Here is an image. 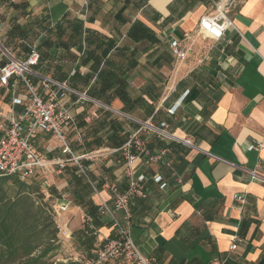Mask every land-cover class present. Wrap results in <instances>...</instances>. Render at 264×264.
<instances>
[{
    "label": "crops",
    "instance_id": "crops-1",
    "mask_svg": "<svg viewBox=\"0 0 264 264\" xmlns=\"http://www.w3.org/2000/svg\"><path fill=\"white\" fill-rule=\"evenodd\" d=\"M218 1L0 0V30L6 27L1 42L7 43L12 22L35 28L43 19L51 27L30 39L33 49L43 38L53 43L50 57L32 70L34 84L47 76L90 100L69 95L64 106L76 121L67 141L82 156L96 193L91 186L74 191L71 180L78 175L72 164L38 173L45 175L42 185L51 201L69 203L59 216L66 237L83 234L80 220L89 212L87 203L111 204L105 180L127 189L130 179L119 148L149 123L165 134L141 133L149 156L160 158L142 157L134 166L148 188L145 199L132 202L127 227L139 253L153 264H264V184L247 174L255 171L264 178V152L248 150L253 143L264 144V0L231 3V26L223 37H196L182 62L175 63L169 49L170 41L195 33L199 19L213 14ZM75 19L82 31L67 42V25ZM58 25L62 35L53 30ZM22 45L25 40L15 36L8 50L0 47L14 59ZM18 92L24 93L22 85ZM171 108L173 115L167 112ZM0 111H11L5 86H0ZM44 140L46 159L62 158L55 138L43 134L32 140L36 154L43 157L36 149ZM97 151L101 154L86 157ZM235 195L243 196L244 205ZM94 228L99 239L114 237L109 219L98 212ZM235 234L239 243L229 251Z\"/></svg>",
    "mask_w": 264,
    "mask_h": 264
},
{
    "label": "built area",
    "instance_id": "built-area-1",
    "mask_svg": "<svg viewBox=\"0 0 264 264\" xmlns=\"http://www.w3.org/2000/svg\"><path fill=\"white\" fill-rule=\"evenodd\" d=\"M235 0H219L214 8V13L203 16L197 23V33L202 38H209L219 41L224 32L231 26V20L227 17L229 5ZM191 33H184L180 41H170L169 49L175 63L182 62L189 51L192 40ZM38 54L32 51L24 61L13 59L6 53V62L0 67V86L8 87L10 94L11 111L5 115L0 111V178L16 176L21 181H28L38 175L40 171H47L50 167H57L63 170L68 164L76 167L78 176L83 177L96 193V189L90 182L86 169L81 165V157L77 156L67 141V131L76 126V121L71 113L64 106V101L69 95H74L83 101H90L85 95L79 94L63 83H58L47 76H39L38 84H34L32 67L37 64ZM21 84L24 93L19 94ZM20 110L16 111L15 108ZM175 109L167 112L174 114ZM133 132L125 144L119 149L125 166V176L130 179L125 191H120L114 183L104 181L103 187L111 195V204L100 200L97 212L100 216L109 219L114 228V237L99 239L98 247L90 257L80 261L81 264H153L154 259L143 257L127 233L131 216V204L136 199H145L148 195L146 177L143 174H136L135 163L145 157L149 162H155L160 155L149 156L144 149V142L141 139L143 131L151 134H165L159 128L149 123L142 124ZM165 125L161 124L160 128ZM49 135L55 138L60 149L62 158L44 160L39 157L32 147V140L37 135ZM77 140L79 134L77 133ZM249 151L264 152V144L253 143ZM101 154V151L86 155L91 159L94 155ZM249 179L264 184V178L255 171H247ZM155 183H160L161 178L156 177ZM160 187H164L161 184ZM42 194L45 200H50L46 189ZM234 200L244 205L242 195H235ZM69 203L65 200L56 201L52 210L57 217L67 213ZM81 225L84 231H90L98 236L93 227V219L88 215L81 217ZM65 225L59 227L61 231ZM89 229V230H88ZM239 236L233 235L229 251H234L239 243ZM210 264H219L213 262Z\"/></svg>",
    "mask_w": 264,
    "mask_h": 264
},
{
    "label": "trees",
    "instance_id": "trees-1",
    "mask_svg": "<svg viewBox=\"0 0 264 264\" xmlns=\"http://www.w3.org/2000/svg\"><path fill=\"white\" fill-rule=\"evenodd\" d=\"M13 7L14 4L10 3L9 8ZM33 25L36 27L32 28L30 25L28 27H20L16 25L15 22H12V26L6 33L7 43L0 41L2 48L8 50L15 36L23 38V40H25V45L20 46L19 52L21 55L14 59L24 61L32 51H36L38 54V61L37 64L32 67V70L38 67L42 61L50 57L47 50L53 44L51 39L47 37L41 39L34 49L31 48L30 39L35 33L39 35V32H51V27H49V25L47 26L46 20L41 19ZM68 26H70V36L67 42L76 39L78 33L82 31V24L76 19L71 21L67 27ZM53 30L58 35H62L64 31L61 25L55 26ZM60 39L61 38L58 37L59 42H61ZM22 55L23 57H21ZM5 62L6 59L3 60V64ZM53 80L60 82L54 78ZM125 142L126 141L122 142L120 148ZM31 179H34V177ZM8 182H12L17 189L12 197L7 196L6 193L5 185ZM71 182L75 192L77 189L81 191L90 189V185L81 176H74ZM95 188L97 189L96 186ZM38 190L39 187L36 183H34V187H32V185H27L16 176L0 178V264H48L49 255L57 250V246L55 245L57 242V229L53 223L51 211L47 203L42 201V197H39L38 201L33 199V195L38 194ZM75 192H73L72 195ZM82 200L81 197L75 198L77 204H81ZM87 204L89 212L86 215L93 219L94 227L97 208L92 203ZM82 233L83 234L80 235L81 240L79 245L86 249V257L88 258L91 248L95 245L96 238L90 231L86 230L84 232L82 231ZM109 238H112V235H110ZM59 264L81 263L70 261Z\"/></svg>",
    "mask_w": 264,
    "mask_h": 264
},
{
    "label": "rangeland",
    "instance_id": "rangeland-1",
    "mask_svg": "<svg viewBox=\"0 0 264 264\" xmlns=\"http://www.w3.org/2000/svg\"><path fill=\"white\" fill-rule=\"evenodd\" d=\"M10 13V12H9ZM5 26L3 28H1L0 30V35L1 37H3V32L5 31ZM192 40L190 42V49L192 47V44L194 43V40L196 37L202 38L200 35H198L197 30H195V33H192ZM189 49L188 53L189 55H191V50ZM2 54V51H0ZM8 54V53H7ZM10 56V55H9ZM201 57V55H198V58ZM4 60L6 59V53L0 55V60ZM21 84H18V86H20ZM40 149H36L37 152L43 156L42 158L46 161V153L45 152V147L47 146L46 141L44 140L43 142H38ZM57 151V149H56ZM50 169V168H49ZM54 175V174H53ZM45 175L43 173H41L40 175H38L37 177H34V179L28 180V181H24L27 185H32V187H34V183H36L39 187L38 190V194H34L33 195V199L35 201L39 200V197H42V201L44 203H47L50 211H51V216L53 219V223L55 225V228L57 229V242H56V246H57V250H55L53 253H51L49 255L48 258V264H59V263H66V262H80L83 259L87 258L86 257V249L83 248L82 246L79 245V242L81 240L80 235L78 236H73L71 235L70 238L66 237V232L64 235V231H60L59 227H60V218L56 216V214H54L53 210H52V205L54 204L55 201H51L50 200H45L44 196L42 194L43 189H45L43 187L42 184L46 183V178L44 177ZM55 176V175H54ZM5 189H6V193L7 196L12 197L17 189L16 187L13 185L12 182H8L5 185ZM62 193H64L62 191ZM55 198V197H54ZM81 221V220H80ZM80 227H81V232L84 230L82 229V225L80 222ZM89 230V229H88ZM96 238V242H95V247L99 245L100 241H99V236H95ZM90 252H89V257H90Z\"/></svg>",
    "mask_w": 264,
    "mask_h": 264
},
{
    "label": "water",
    "instance_id": "water-1",
    "mask_svg": "<svg viewBox=\"0 0 264 264\" xmlns=\"http://www.w3.org/2000/svg\"><path fill=\"white\" fill-rule=\"evenodd\" d=\"M0 49L4 52V53H7L5 50H3L1 47H0Z\"/></svg>",
    "mask_w": 264,
    "mask_h": 264
}]
</instances>
